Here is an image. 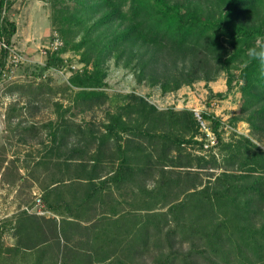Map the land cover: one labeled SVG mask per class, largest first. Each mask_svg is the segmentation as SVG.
<instances>
[{"label":"trees","instance_id":"obj_1","mask_svg":"<svg viewBox=\"0 0 264 264\" xmlns=\"http://www.w3.org/2000/svg\"><path fill=\"white\" fill-rule=\"evenodd\" d=\"M64 1L56 0L59 6L54 11L60 14L57 23L64 43L58 50L48 52L46 66H60L64 61L61 54L71 50L80 55L84 67L69 78L74 90L69 97L72 105L55 122L48 120L42 125L53 128L56 153L62 154L64 139L74 132L70 126L62 125L69 122L66 114H71L72 109L83 112L111 100L112 106L124 111L136 109L139 123L130 125L123 111H118L104 124L96 152L116 138V168L99 185L85 174L84 195L64 205L62 211L52 209L62 215L60 221L47 220L61 253V258L52 264L264 261V148L256 142L264 138V78L255 63L243 70L239 67L245 50L258 35L264 34V0H73V7ZM13 3L0 0V39L8 46L17 25L3 11ZM78 34L80 39L76 40ZM7 55L8 49L1 48L0 78ZM109 58L123 59L124 66L135 70L138 82L157 84L163 93L199 80L213 81L221 71L226 72L227 90L216 94L226 97L234 80L240 83V116L231 120L235 124L243 118L252 135L223 141L220 118L205 112L222 160L214 153L207 157L182 155L185 144L203 143L194 139L197 133L202 134L194 112L160 110L143 96L132 93L118 95L128 100L116 105L117 97H109L104 90V65ZM13 106H17L15 101L12 109ZM161 127L166 130L158 132ZM22 128L26 132L40 131L34 124ZM80 132L85 133L86 129ZM188 132L191 134L186 137ZM125 133L149 142L158 140L161 153L153 159L148 146L139 144L134 152L141 153V157L133 156L129 153L131 147L119 142ZM76 144L80 146L70 149L66 162L79 160L85 167L90 142L81 135ZM172 151L177 155H170ZM113 189L118 191L114 204L94 216L88 202L98 193ZM125 203L128 208L122 207ZM24 214L32 220L30 214ZM68 229H75L73 235L81 234L83 239L77 244L83 252L67 251L72 248L68 245L73 236L67 233ZM3 233L0 228V245ZM49 242L50 239L42 241L44 249L51 246ZM22 246L28 247L24 244L12 248Z\"/></svg>","mask_w":264,"mask_h":264},{"label":"rangeland","instance_id":"obj_2","mask_svg":"<svg viewBox=\"0 0 264 264\" xmlns=\"http://www.w3.org/2000/svg\"><path fill=\"white\" fill-rule=\"evenodd\" d=\"M13 2L3 11V14L16 22L17 32L13 36L10 46L20 55L21 61L8 76L0 78V125H5L6 128V132H3V143L0 142V157L8 153L14 155L6 165V172L2 177L4 180L9 178L14 189L11 191L12 198L7 190L2 193L1 197L7 206L9 199L13 203L9 208L0 209V228L4 230L0 245L2 250L0 264H52L54 260L61 258V253L53 238V230L47 223L49 218H45V214L38 213L44 209L42 200L41 205L35 204L38 197L42 198V192H35V184L29 179L38 177L39 172H36L38 169L35 167L38 164L33 163L32 160L29 162V159L25 161L22 158L23 155L34 153L35 156L43 152L46 155L49 172L59 170L63 173L64 178L59 181L68 180L76 183L79 180L78 183H84L83 177L90 170L92 156L100 155L103 158L104 172L114 171L116 168L118 161L116 138H111L96 152V145L104 133V124L107 123L110 116L118 111H123L125 115L123 117L129 121L130 125L137 126L139 121L136 120L138 116L136 109L128 108L124 111L112 106L111 100L83 112L72 109L71 114H66L69 122L62 125L70 126L74 132L64 139V143L60 147L62 154L57 155L56 143L52 140L51 134L53 128L42 127V125L48 120L55 122L58 115L64 113V110L72 105V100L69 97L74 90L70 88L69 78L74 71L82 70L84 64L78 53L68 50L61 54L64 61L60 66H46L54 34L59 35L64 43V37L60 33V26L57 23L60 14H54L55 8L59 6L55 3L56 0H13ZM64 3L74 6L73 0H65ZM75 39H80V34L76 35ZM123 63V59L116 61L109 58L104 65L107 73L104 90L109 97H117L116 105L128 100V98L125 99L118 95L132 93L143 96L164 111L188 109L193 112L201 110L204 113H213L221 120L220 128L223 141L229 142L241 135H252L249 123L243 118L236 121L235 124L231 120L232 117L240 116L239 109L242 102L240 83H237L235 79L233 88L226 97L216 94L225 93L227 90L226 72L221 71L217 79L213 80L216 82L213 87L210 85L212 81L199 80L175 91L163 93L157 84L150 85L146 80L138 82L135 70L124 66ZM38 92L41 94L38 95ZM14 101L17 106H13L15 108L12 109ZM127 112L132 115L129 116ZM27 124H34L38 129L40 128V131H22V127ZM80 129H86V132L82 133ZM164 129L166 130V127H161L157 131H164ZM190 134L191 132H188L185 136L188 137ZM81 135H85L90 142L86 153L85 167L79 164V160L66 162L70 149L80 146V144H76V141L77 137ZM204 138L203 134L197 133L194 139L203 141L202 146L200 142L191 141L183 146L182 155L188 156L191 153L192 156L205 155L207 157L214 153L219 160H222L223 155L220 148L216 146L217 144L209 150H205ZM119 142L124 147H129V149L131 147L129 153L131 152L135 157H141V153L134 152V148L139 144L148 146L153 154V159H156L161 153V144L158 143V140L149 142L148 139L125 133ZM256 142L264 145V138L258 139ZM171 154L172 156L177 155V152L172 151ZM2 165L4 163L0 162V167ZM20 168L24 172L19 171ZM7 171L9 172L8 177ZM51 180V176H49L48 183ZM82 188L78 187L79 191ZM117 198V190L106 191L104 199L106 202L109 201V205L104 209L96 208L92 214L96 216L107 211ZM125 198L127 199V196ZM123 206L128 208L126 203ZM24 213L30 214L33 221L26 219L27 216ZM74 231L75 229H68L67 233L73 235ZM80 235L72 236L68 245L72 248L67 249L68 252H83L81 246L77 244L83 239ZM45 239H50L51 246L44 249L45 245L42 244V241ZM61 243L63 245L64 242L61 241ZM24 244L28 247L33 244L36 246L12 248ZM62 245L60 248L63 247ZM187 247L188 243H185L183 248ZM256 264H264V261Z\"/></svg>","mask_w":264,"mask_h":264},{"label":"crops","instance_id":"obj_3","mask_svg":"<svg viewBox=\"0 0 264 264\" xmlns=\"http://www.w3.org/2000/svg\"><path fill=\"white\" fill-rule=\"evenodd\" d=\"M216 82L212 81L210 82V85L213 87ZM3 126V127H2ZM5 125H0V142L1 144L3 143V132H6V128L4 127ZM97 146V145H96ZM97 148V147H96ZM57 154V153H56ZM58 155V154H57ZM14 155L12 154H7V155H2L0 157V162H3L4 165L0 167V209L2 208H9L10 205L13 203L11 199L8 200V206L6 203H4V200H2V193H4L5 190L8 191L10 198H12L11 191L14 189V185L11 183V180L7 178V180L2 179L3 174L6 172L5 168L6 165L9 163L10 159L13 158ZM25 161L29 162L30 160L33 161V163H37L38 165L35 166L36 172H39L38 177H32L29 178L30 180L33 181L35 184V192H42V204L44 206V213L45 218H55L56 220L59 221V219L62 217L59 212H56L55 210H60L62 211L64 209V205H70L74 202H76L79 197H82L84 195V190H85V183H78L79 180H77L76 183H72L68 180H65L64 182H61L59 180H62L64 176L62 175L63 173L59 170L56 171H51L47 169V159L46 155H44L43 152H40V154H36L34 156V153H25L22 157ZM93 159V160H92ZM35 160V161H34ZM91 167L89 172H86L85 174L88 173L89 176L93 178V182L96 185H99L105 177H109L113 174V170L105 171L104 172V160L103 158L99 155L97 157L92 156L91 157ZM21 172H24L22 168H20ZM9 172L7 171L6 175L8 177ZM51 174V175H50ZM20 176V174L18 173ZM51 176V181L48 183V177ZM66 179V178H65ZM84 179V178H83ZM72 181V180H71ZM84 181V180H83ZM91 186H95L92 185ZM78 187L82 188V190L79 191ZM106 193V190H104L101 193H98L95 197L91 198V200L88 202L92 206V211H95V209L99 208H105L106 206L109 205V201H105L104 199V194ZM36 204V203H35ZM46 205H49L50 208H48ZM55 209V210H52Z\"/></svg>","mask_w":264,"mask_h":264},{"label":"built area","instance_id":"obj_4","mask_svg":"<svg viewBox=\"0 0 264 264\" xmlns=\"http://www.w3.org/2000/svg\"><path fill=\"white\" fill-rule=\"evenodd\" d=\"M63 45V41L60 38L59 35L54 34L53 41L51 44L50 51H56ZM1 48H7L8 49V55H7V62L5 65V68L2 72V77H6L10 74V72L13 71V68L18 65V63L21 61L20 55L12 49V47L7 45L2 39H0V50ZM194 115L196 117V120L199 125V130L203 134L204 138V147L205 150H209L211 147L215 146L217 144V138L212 130L210 124V120L204 117V111L201 110H194ZM36 205H41V199L38 197L36 199ZM38 213L42 214L43 211H38Z\"/></svg>","mask_w":264,"mask_h":264},{"label":"clouds","instance_id":"obj_5","mask_svg":"<svg viewBox=\"0 0 264 264\" xmlns=\"http://www.w3.org/2000/svg\"><path fill=\"white\" fill-rule=\"evenodd\" d=\"M255 63L261 78H264V34L258 35L252 45L245 50V55L241 58L239 67L241 70ZM257 146L264 148V145Z\"/></svg>","mask_w":264,"mask_h":264}]
</instances>
